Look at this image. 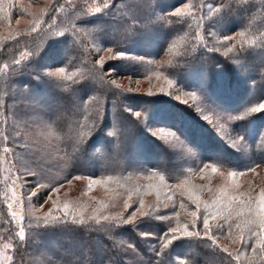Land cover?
<instances>
[{
  "label": "trees",
  "instance_id": "1",
  "mask_svg": "<svg viewBox=\"0 0 264 264\" xmlns=\"http://www.w3.org/2000/svg\"><path fill=\"white\" fill-rule=\"evenodd\" d=\"M65 1L53 2L44 18L42 29L55 17L58 20L68 17L62 23L66 34L60 35L54 44L43 51L36 50L41 44L42 33L37 32L8 41L0 48V68L4 64L9 65L7 70L0 72V241L9 240L12 245L10 264H224L223 258L227 254L204 239L203 232H200L199 237L183 238L162 248L163 241L158 237L168 227L182 221L180 216L173 222L171 219L178 212L181 215L183 208L179 203L192 207L189 202L192 193L181 191L168 199L170 193L163 192L158 182L148 181L152 173L163 170L169 173L166 182L173 185L182 179L186 171L163 144V147H156L150 150L151 153L144 154L150 148L148 142L157 140L141 126V116L136 117L134 113H142L151 106L152 112L148 114V119L152 120L153 117L157 128L176 131L188 146L193 144V147L200 149L202 160L199 166L214 163L215 157H222L225 159L220 162L229 168L246 171L257 164H261L262 168L264 155L256 145L249 144L248 153L240 157L225 142H218L212 134L216 132V127L203 119L205 114L202 107L206 102L221 113L220 108L227 106V114L239 117L264 96V77H245L247 80L251 78L250 82L256 84L252 88L240 86V89L235 84L227 91L223 90L222 81L232 79L239 83V77H205L206 73L214 70L216 64V67L229 69L230 64L224 60H221L222 64L221 61L214 65L208 62L197 64L198 72L203 73L198 74L199 77H190V73L196 74L194 69L187 72L177 70L176 77L166 78L174 81L180 95L185 97V93L195 92L199 98V101L188 99L184 103L166 93L159 92L154 97L146 91L141 93L117 87L110 77L103 75L104 71L96 61L107 54L105 50L108 47H116L117 51H125L130 56L159 61L168 52L172 41L181 38L183 43L174 49L183 53L179 56L180 60L187 64L199 62L198 59L205 53L195 47L193 51L197 56L191 57L190 53H186L190 51V45H183L191 32L196 31L197 14L203 18L210 16L208 27L227 14L229 18H225L232 22L234 32L249 21L254 22L256 27L253 28L258 30L264 27V6L257 7L254 0L243 3L238 0H212V6L221 8V11L209 14L198 7L197 0H109L107 9L93 15L84 12L80 4L73 1L66 4ZM97 1L103 3V0ZM177 8L181 9V14L173 16ZM256 10L259 14L253 15L257 13ZM75 12L83 18H74ZM92 43H99L101 48L90 52ZM22 50L31 53L30 57L20 65H14L13 61ZM52 50L53 55H50ZM239 53L244 67L247 66L250 71L264 70V66L257 65L250 48H241ZM212 58L218 60L217 56L212 55ZM60 67L66 68V72H75L74 79L67 80L64 76L66 73L61 74L62 77L47 75L49 71ZM123 67L127 76L130 73L136 76L127 78L138 81L148 78L140 77L144 69L140 62L128 60L123 63ZM90 68L93 69L91 77L78 76L86 70L91 73ZM227 72L233 74L230 70ZM215 83H219V87H212L211 84ZM104 115H107L106 120ZM247 119L255 120L257 125V120H264V116L259 112L249 113L232 121L231 129H236L240 135L241 126ZM44 120L47 135L41 132L37 135L34 129L39 128L40 121ZM94 121L97 122L95 126ZM252 129L256 130L254 126ZM105 130H111L112 133L107 135ZM40 131H44L43 128ZM76 142L81 143L80 151L71 147ZM1 164L39 189L30 200L34 208L40 207L54 189L67 184L75 176H81L101 181L95 185L102 184L105 189L115 188L119 201L131 205L127 212L138 209V201L143 200L148 208L141 211L149 212V217L137 225L130 223L109 230L104 220L94 225L90 218L83 219L85 224H72L68 219L66 225L52 223L44 226L42 220L38 224L36 216L25 213L22 223L26 229V239L21 244L15 235L18 228L4 203L6 192ZM107 177L112 179L107 180ZM41 195L42 200L35 203L36 197ZM149 197H154V200ZM156 204L153 209L152 206ZM230 210L236 211H230L234 213L233 216L239 211L235 206ZM230 213L225 211L223 214L226 217ZM199 228L195 232L201 231ZM141 232L151 235L141 236ZM220 240L222 244H218L221 248L236 252L230 247L233 239ZM130 244L134 245V249L129 247ZM154 248L162 249L161 254L157 255ZM244 257L238 261L228 259L231 264H261L258 255L252 252Z\"/></svg>",
  "mask_w": 264,
  "mask_h": 264
},
{
  "label": "rangeland",
  "instance_id": "2",
  "mask_svg": "<svg viewBox=\"0 0 264 264\" xmlns=\"http://www.w3.org/2000/svg\"><path fill=\"white\" fill-rule=\"evenodd\" d=\"M56 0H3L2 3H0V48L2 45L7 43L8 41H11L15 38L20 37H26L29 35H34L37 32H42L41 39H40V45L36 47V50L43 51L45 48H47L49 45L54 44L57 40H59V36L62 34H66L63 31V25L62 23L64 20H67L68 17L59 19L55 17V19L51 20V22H48L47 26H45L44 29H42L44 24V18L46 15V12L49 10V6L55 2ZM74 2L75 4H80L82 6L81 8L84 9L83 11L89 14H98L95 12V8L97 6L102 7V3H99L97 0H66L64 3L70 4L71 2ZM248 1V0H244ZM72 2V3H73ZM190 3V2H189ZM257 7L264 6V0H254L253 2ZM197 5L200 7L202 11H206L208 13V5H212V0H197ZM201 11H199L200 13ZM257 12V10H256ZM259 14L254 13L253 15ZM86 16V14L84 15ZM197 17L195 18V22L198 24L196 27V31L191 32L190 38L186 41L185 44L190 45V51H187L186 53H190L191 57L197 56V53H195L193 50L195 47L202 50L204 56H200L198 59L199 62L192 61L191 64H187L188 62L181 61L179 56H181L183 53L181 50L177 49L174 51L176 47H179L181 43H183V40L181 38L175 39L172 41L170 47L168 48V52L165 53L162 57H160V60H152V59H144L143 61H140L141 65L144 66V69L141 70V76L140 77H148L145 78V80L138 81L135 79H130L127 77H136L133 74L126 75V72L124 71L123 63L128 61V59H118V60H107V57L111 55L110 53H107L105 56L106 58V64L103 68V75L105 77H110L112 81H115V84H117L119 87L124 89H131V91L135 92H141L152 94L153 96L160 93H166L173 98L177 99L176 97H179V101H186L188 99H193L190 96H182L177 91V87L174 83V81H171L167 79L166 77H176L175 72L177 70L181 72H187L188 70L194 69L196 71V74H191L190 77H199V75H202L203 73L198 72L197 64L201 63H209L211 65L218 63L220 64L221 60H224L225 63H229V69L233 72V74L229 72L226 73V70L220 66L214 68V70H211L210 73H206L205 77H219L220 79H224L221 77H239V83L238 81H232V79L229 80H223L222 86L223 90L227 91L229 90V87L231 85H238V88L240 89V86H244L246 88H252L256 82H250L251 78L249 80L245 79V77H264V70L259 71H250L247 66L244 67L243 59L240 55L241 48H250L252 55L255 57L254 59L257 60V65L264 66V27H261L260 29H254L256 27L254 25V22H248L245 24L242 29L237 30L234 32L232 28V22L229 20H226L225 16H228L227 14L223 18L216 19V23H212L209 27L207 26V20L210 17L209 15L206 16V18H203L201 15L197 14ZM74 18H83L80 13L75 12L73 15ZM71 19H74V18ZM229 18V16H228ZM19 21V23H17ZM36 30L33 31L32 28L34 25H37ZM41 29V30H40ZM68 31V30H67ZM234 32V33H233ZM244 33L243 36L238 35V33ZM225 35L234 37L233 40L227 42V43H220L219 41L223 40V37ZM90 52L93 50L96 51V49H100L101 45L99 43H92L90 45ZM214 49L213 51H209L208 49ZM53 50L50 55H53ZM29 52L26 50H22L19 53V57L17 59H21L22 62L27 60L30 56L24 57L22 54H28ZM262 54V55H261ZM189 55V54H188ZM212 55L217 56L218 60H214L212 58ZM177 58V61L174 62V60ZM212 59L214 61H212ZM195 60V59H194ZM255 62V61H254ZM222 64V61H221ZM98 65V64H97ZM90 67V65H89ZM100 67V65H98ZM123 67V68H122ZM57 70L49 71V72H56ZM111 72V74H108L107 72ZM215 71V72H214ZM90 72L88 70L80 73L78 75L79 77H91L93 73V69L90 68ZM75 73V72H71ZM70 72H66L65 77L68 74H71ZM91 74V75H90ZM199 74V75H198ZM139 76V75H138ZM58 77H62L58 76ZM148 81V82H147ZM171 81V83H170ZM212 87H219V83L211 84ZM222 88V87H221ZM162 91V92H161ZM160 92V93H159ZM243 92V89H242ZM241 92V93H242ZM154 96V97H155ZM194 101H199V98L196 96ZM229 101V100H228ZM259 102L255 105H252L249 109L252 107H257L260 103H264V96L259 98ZM206 103V102H205ZM204 104L202 107V111L205 114V116H208L209 119L213 121L214 124H216L217 121L219 123H224V120L220 119L221 114H227V106L226 108H220L222 110L221 113L219 111H215L210 107L208 104ZM243 103V102H242ZM199 106L201 107L202 104L199 102ZM249 109L246 110V112L242 113L239 117H243L245 115L248 116L250 112ZM229 110V109H228ZM109 111V109H108ZM110 112V111H109ZM152 112L151 106H148L144 112L141 113V126L143 128L147 129L148 133L155 139L157 142H148L149 143V149H146L147 153H151L150 150L154 149L156 147H163L161 144H163L169 151L173 154V158L175 157L176 161L179 162V165H181L183 171H186L183 176H181V180H178L173 185H169L166 182V178L169 173L165 172L163 170H160V172L152 173L149 176L148 181L154 180L156 183L158 182V185L160 189L163 192H169L170 196H173L175 193H179L181 191H190L192 193L190 203L192 204V207H182L183 210L181 211V215L176 213V216L172 217L171 221L176 220L177 216H180L182 221L179 224H176V227L178 225L183 224H192L193 217L191 215L192 212L197 211L196 205L193 203V198L199 201V213L203 214L205 210L206 205L212 204L213 200H219V213L216 215L215 219L210 218V224L213 226V230L215 231V227L218 224H224V236H220L217 234V243L222 244L220 239L229 238L233 239L234 242H232V245L229 246L234 250H239L243 252L244 254L241 255L243 259H245L244 255H249L251 253L250 248H245L241 245L239 242V229L235 227L237 223L243 222L247 218L246 211L243 214H237L239 211H237V215H234V213H230V210L232 207L228 206L227 200L223 196V191L227 190L228 193L231 194H239L241 192H248L249 188L252 190L253 196H258L259 191L261 188H264V167L257 168L255 173L246 171H240L238 169H234L233 167H227V165L223 164L224 161L222 157H215V162L218 166V170L216 172H211L210 169L205 170L204 172H199L198 167L200 161L202 160L200 157V149L196 146L193 147L192 145H187L184 149H179V142L175 140V138L169 137L167 139L159 138L155 135H153V130L159 129L156 127L155 122L149 118L148 114ZM262 113V116H264V111H257L254 113ZM104 113V112H103ZM40 119L42 117H39ZM105 120L107 118V115H104ZM43 120V119H42ZM258 121V124H256L255 120L248 121L246 120L244 126H241V136L243 137V141H240L239 144L232 146L231 140L228 139L227 136H223L221 134H218L216 131V128L214 130L216 132H213V136L218 140L219 143L224 142L228 145V147L235 151L237 155L241 157V155L245 156L248 153V146L250 145H256V147L259 148L262 155H264V120ZM251 123H254L253 125ZM232 124V121L229 122V126ZM39 128L34 129L37 135L39 132L41 134H46V120L40 121ZM242 125V123H240ZM249 126V128H248ZM256 128L254 131L252 127ZM43 128L44 131H40L41 128ZM218 127V124H217ZM165 129V128H164ZM232 130V129H231ZM49 132V131H48ZM207 132V130H206ZM233 134L240 136L236 129L232 130ZM112 132L111 130H105V134L110 135ZM250 133H252L250 135ZM209 134V133H208ZM250 136H249V135ZM50 135V134H49ZM152 144V146H151ZM167 153L171 154L170 152L166 151ZM141 153V151H140ZM176 155V156H175ZM180 156V157H179ZM217 159V160H216ZM173 160V161H174ZM219 160V163H218ZM247 160V158H246ZM222 161V162H220ZM226 162V161H225ZM241 162V160H240ZM233 164V163H231ZM174 165V164H173ZM235 171L237 173L244 172L245 175H237V176H229L228 173ZM11 171L6 167L5 164H1V175L2 180L5 185V195H4V203L8 208L9 214L12 218V221L14 222V225L18 228V225L22 223V219L24 217L25 213H30L33 216L43 218L45 213L49 211V209L53 208V201H57L58 206L62 209L63 205L65 203L69 204V215L67 219L72 220L73 217L76 219H88L93 217H104L108 216L111 218L115 215H123L124 217L129 216L131 213L130 210L127 212L128 208L125 209L124 201H119V198L117 196L116 189H105L102 184L95 185L92 184L91 187H89V181L92 180V178H82V179H72L67 184L62 185L61 187L57 188L59 191H53L48 196L47 200L37 208H34V205L31 206L30 200L28 199L29 196H32L31 194L33 192L38 193V188L35 189L31 183H29L26 179H22L17 174L11 173ZM12 177H11V176ZM121 174H118V176ZM160 175L164 176V180H160ZM118 178V177H116ZM180 178V177H179ZM186 179V180H183ZM115 183V182H114ZM116 192V193H115ZM151 192H156L155 190H151ZM158 193V192H157ZM161 193V191H160ZM37 195V194H36ZM39 195V194H38ZM160 196V195H159ZM51 197V198H50ZM157 197V196H156ZM155 197V198H156ZM36 202L42 200V195L36 197ZM159 198V197H158ZM157 198V199H158ZM242 199H247L246 196L241 197ZM100 200V202L98 201ZM148 199L154 200V197H149ZM146 201V200H145ZM140 203V200L138 201ZM161 201H159L160 203ZM142 208H148V205L145 204ZM159 203H157L159 205ZM157 204L155 206H152L153 209L156 208ZM11 205V208L8 206ZM180 205V203L178 204ZM140 208V206L138 207ZM141 210V209H140ZM134 210H132L133 212ZM209 212H216V208H209ZM228 212L231 215L224 216L223 213ZM236 212V211H234ZM15 213V217H13L11 214ZM223 215H220V214ZM63 216L64 213L62 211L57 212L53 211L51 213V216L49 217V220H51L52 216ZM140 217V212H137V218ZM103 220V219H101ZM197 224H199V221H197ZM232 225V234L229 236L227 234V225ZM200 232L202 231V225L199 226ZM196 228L191 229V231L195 232ZM195 235L191 237H184L185 239L193 238ZM224 237V238H223ZM244 239L246 243H251V241L248 240V233L245 229L244 231ZM10 244L9 240L6 241H0V264H10L11 261L7 259V257H11V247L5 248V245Z\"/></svg>",
  "mask_w": 264,
  "mask_h": 264
},
{
  "label": "snow or ice",
  "instance_id": "3",
  "mask_svg": "<svg viewBox=\"0 0 264 264\" xmlns=\"http://www.w3.org/2000/svg\"><path fill=\"white\" fill-rule=\"evenodd\" d=\"M3 0H0V3H2ZM238 2L243 3L244 0H238ZM109 7V0H103L102 7L97 6L95 8L96 13H100L102 10L107 9ZM185 7H188V5H185ZM223 7V6H221ZM221 11V8L214 7L212 5H208V13H219ZM181 14V9L177 8L174 13H172L173 16H179ZM19 23V21H17ZM37 25H34L32 30L35 31ZM63 35V34H62ZM238 35L243 36L244 33H238ZM234 37L225 35L223 37L222 41H219L220 43H227L231 40H233ZM209 51H213L214 49H208ZM107 53H110L107 57V60H118V59H128V60H135L137 62L143 61V57H136V56H130L128 53L125 51H117L116 47H108L105 50ZM31 53L28 54H22V56L27 57L30 56ZM106 58L105 56H100V59L96 61L98 65H100L101 70L103 71L104 65L106 64ZM22 63L21 59H15L13 61L14 65H20ZM9 68L8 64H4L2 68H0V72H3ZM66 68L60 67L56 72H48L47 75L49 77H58L61 76V74L66 73ZM108 74H111V72H107ZM76 73H71L66 76V79L69 81H72L74 79V76ZM113 84H115V81H112ZM171 83V81H170ZM117 87H119L117 85ZM131 91V89H129ZM185 95L192 97L193 99L196 98V93H185ZM179 99V97H176ZM184 103H187V101H184ZM131 111V109H129ZM200 111V109H198ZM250 112H257V111H264V103H260L257 107H252L249 109ZM136 117L141 116V112L136 111L134 113ZM87 119V117H86ZM204 120H206L210 125H213L216 127V131L218 134H221L223 136H227L228 139L231 140V145L235 146L240 143V141H243L242 136H238L233 134L231 127L229 126L230 121H234L237 119H240V117L232 116L231 114H221L220 119L224 120V123H219V121L216 122V124L213 123L211 119H209L208 116L203 117ZM96 121L93 122L94 126L96 125ZM218 124V127H217ZM84 125H81L83 127ZM153 135L162 138V139H167L169 137L175 138L179 142V149H184L187 147V145L184 143V141L181 139L179 134L176 131H173L171 129H164V128H159L153 130ZM6 139V138H5ZM75 149V151H80L81 150V143L76 142L75 144L71 145ZM5 151L7 152L8 149L6 148ZM261 164L255 165V167H250L248 169L249 172L255 173L256 169L261 167ZM210 169L211 172H216L218 170V166L216 163H204L202 167H200L198 170L199 172H204L205 170ZM30 175H35V173H30ZM229 176H237V175H245L244 172H229ZM74 179H82L84 177L81 176H75L73 177ZM107 180H111L112 177H107ZM160 180H164V176L160 175ZM101 183V181H96V180H90L89 181V187L92 186V184H98ZM39 187H43V185H39ZM55 191H59V189H54ZM251 188H249L248 192H241L239 194H229L227 190L223 191V196L228 202V206L232 207L235 206L236 208L239 209L238 215L243 214L245 211L247 213V218L243 220L242 224L237 223L235 227L239 229V242L241 243L242 246L245 248H250L252 253L254 255H258L259 260L261 261V264H264V188H261L259 191L258 196H253ZM32 196H35L36 193L33 192L31 194ZM246 196L247 199H242L241 197ZM51 198V197H50ZM168 199H172V196H168ZM28 199H31V196L28 197ZM193 203L197 207V211L192 212L191 215L194 218L192 224H183V225H178L176 227H168V230L163 232L162 236L158 237L159 240L163 241L162 243V248H167L170 244L173 243V241H177L180 239H183L184 237H191L193 235L199 237L200 236V231L197 230L196 232L191 231L193 228H199L200 225H202V231H203V238L206 239L207 241L211 242L212 246H215L216 248L220 249L221 252L226 253L227 256L224 257V264H231V261L228 258H233L235 260H239L241 255L244 253L237 250L235 253L229 252L227 248H221V246L217 243V234L220 236H224V224H218L215 227V231L213 230V226L210 224V218L215 219L216 215L219 213V200H213L212 204L206 205L205 210L203 214H198L199 213V201L193 198ZM144 206L143 200H140V208L136 209L135 211L131 212L129 216L124 217L123 215H115L109 218L108 216L104 217H93L90 218L92 221H94V225H99L101 223V219H103L109 230H115L116 228L122 227L123 225H128V224H134L137 225L140 223L145 217H149V212L141 211ZM181 207H184L183 202L180 204ZM11 208V205L8 206ZM125 209L128 207H131L127 202H125L124 205ZM209 208H216V212H209ZM60 212L62 211L64 213L63 216H52L51 220H49V217L51 216V213L53 211ZM137 212H140V217L137 218ZM69 204L65 203L63 205V208L61 209L57 201H53V208L49 209L47 213H45L43 218L37 217V223L39 224L42 220V223L44 226H48L49 224L55 223V224H68L69 220L67 219L69 215ZM13 217H15V213L11 214ZM158 219H164V217H157ZM197 221H199V224H197ZM72 224H85L86 222L82 219L78 220L75 217L72 218L71 220ZM31 226V225H29ZM227 234L231 236L232 234V225L228 224L227 225ZM245 229L247 230L248 233V240L251 241V243H246L244 239V231ZM16 237H18V240L21 244L25 242L26 239V229L23 223H20L18 225V231L15 232ZM141 236H149L151 235L150 233L146 232H141ZM11 244L5 245V248L11 247ZM130 248L134 249V245H129ZM157 253V255L161 254L162 249H153ZM9 261H11V257H7Z\"/></svg>",
  "mask_w": 264,
  "mask_h": 264
}]
</instances>
